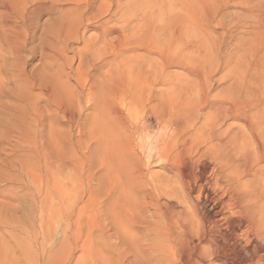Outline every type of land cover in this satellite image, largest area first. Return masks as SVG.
Masks as SVG:
<instances>
[{
  "label": "bare ground",
  "instance_id": "obj_1",
  "mask_svg": "<svg viewBox=\"0 0 264 264\" xmlns=\"http://www.w3.org/2000/svg\"><path fill=\"white\" fill-rule=\"evenodd\" d=\"M67 1L75 13L57 25L59 39H78V26L109 14L110 4L101 0ZM149 1L140 0L126 14L131 22L142 12L141 21L125 33L108 38L113 28L107 21L96 25V44H84L77 56L74 80L85 90L83 97L58 85L45 91L55 116L78 134L74 141L49 122L51 161L44 162L49 182L16 203L20 216L4 218L21 225L9 232L19 252L0 246V264H71L76 251L72 264H264V13L255 36L262 66L234 71L226 83V77L214 81L215 68L196 55V2L203 7L206 0H177L166 23L157 27L156 21L151 29ZM136 48L155 54L157 61L142 70L122 58L116 65L106 63L98 75L83 69L82 51L100 58L99 53L117 57ZM173 65L188 78H169L166 70ZM30 109L31 121L38 123L40 107L32 103ZM17 115L12 118L18 120L13 127L19 144L35 148L25 113ZM141 117L146 128L152 119L157 124L149 144ZM4 164L9 183L20 184L22 171L31 179L41 177L38 162L29 168L9 158Z\"/></svg>",
  "mask_w": 264,
  "mask_h": 264
},
{
  "label": "rangeland",
  "instance_id": "obj_2",
  "mask_svg": "<svg viewBox=\"0 0 264 264\" xmlns=\"http://www.w3.org/2000/svg\"><path fill=\"white\" fill-rule=\"evenodd\" d=\"M101 1L104 5L110 4L109 14L103 15L99 20L96 19V22L83 23L78 26V39L67 41L64 37L57 38L55 30L64 18L67 20L74 16L75 6L73 2L67 0H0V236H3L0 239V246L3 250H7L11 246L14 255H18L19 248L16 245L17 242L10 241L9 232L16 231L21 225L16 227L13 224L11 226V223L5 222L4 218L7 220L8 215L20 216V211H16L17 204L19 201L21 203L27 201L25 193L30 192L36 195L49 182V177L45 175L44 168V162L51 161L49 122L54 123L56 128L65 131L66 134L68 132L72 134L74 141L75 136L78 134L76 129L69 128L61 116H55L52 98H48V93L46 92L49 88L51 90L55 85H58L65 87L73 95L76 94L77 89L81 92V97H83L85 90L78 88L76 80H74V74L79 62L77 57L79 50L83 48L84 44H96V37L100 32V28H96V25L102 21H107V25L113 28L108 38L128 31L129 27L141 21H138L137 17L140 18L142 12H134L138 16L134 15L131 22H127L126 14L129 15L131 9H136L144 1V4L147 2V0H142V3L140 0ZM151 1L148 2L150 8H146V12L152 9V14L149 12L150 15L147 19L148 27L152 26L149 29L155 27L156 21L157 27L166 23L165 18L170 15L169 13L175 11L174 5L177 0H155V3L153 0ZM151 4H154V6L152 5V7ZM129 8L130 10H128ZM205 11L206 13L208 12V15ZM262 13H264V0H228L226 4L221 0H206L203 7L196 2V55L201 56L200 61L215 68L212 77L214 81H220L222 77L224 79V77L234 71L240 72L248 68L247 71H251L253 68H257L256 65L259 66L261 64L262 66L263 61L258 59L261 55V50L255 37L257 36L256 32L260 25V19L264 15ZM162 16L163 19L160 18ZM14 50L15 52H13ZM80 55L83 69L91 75H98L99 72L105 71L108 64H119L122 58L126 59L130 65H134L142 70L147 69L150 62L157 61L155 54H150L142 48L123 51L117 57L104 53L100 55L99 53L100 58H92L91 52L87 50L82 51V53L80 52ZM62 56L69 60H63ZM106 63L108 64L106 65ZM10 72L12 73L10 74ZM166 72L171 79L178 78L177 80H181L188 78L178 65L170 66ZM19 77L20 79L18 80L17 78ZM224 80L226 83L229 82L227 77ZM217 86L213 92L214 94L218 92L221 85ZM19 92L27 94L28 98L24 100L20 99L18 97ZM15 94L17 100L14 97ZM32 103L37 104L41 110V118L38 123L31 121V118L35 117L31 109L29 110ZM27 106L29 107L27 108ZM18 107H20L19 111H16ZM20 110L23 114L25 113L27 118L25 126L32 134L35 132L38 143L35 148L20 145L16 138L18 133L14 130L13 126L17 125L18 120H14L16 118L13 119L12 117H14V114L16 117L18 116L17 114L22 113ZM145 118L141 117L139 124L140 128H142L143 140L149 144V142L151 143L157 137V124L152 119V126L146 128L147 121ZM10 121V124L7 123ZM13 122L16 124L14 125ZM80 138L83 141L88 139L86 134H83ZM16 144H18L19 151H15ZM62 144L64 145L65 143L62 142ZM17 153H19L18 156ZM9 158L10 160L13 158L23 160V165H28L29 168H31L32 162H38L40 169H37V174L41 177L31 179L24 176V172L22 171L20 172L22 180L20 184L5 181L8 167L4 164V161L9 160ZM150 169L152 171L163 172L160 168ZM13 173H17V171L14 170ZM38 186L41 187L39 188ZM14 205H16V209L15 207L13 208ZM47 206L51 209L49 197ZM55 223L56 221L51 226ZM17 234L21 239L25 236V233L22 232ZM6 241L10 245L7 244L5 246ZM78 254L79 252H74L71 259L72 263Z\"/></svg>",
  "mask_w": 264,
  "mask_h": 264
}]
</instances>
